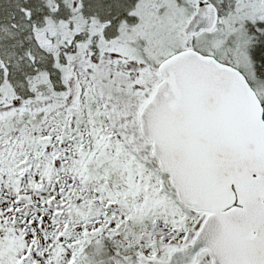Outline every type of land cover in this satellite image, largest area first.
<instances>
[{
	"label": "snow or ice",
	"instance_id": "6c2138e0",
	"mask_svg": "<svg viewBox=\"0 0 264 264\" xmlns=\"http://www.w3.org/2000/svg\"><path fill=\"white\" fill-rule=\"evenodd\" d=\"M0 264H264V0H0Z\"/></svg>",
	"mask_w": 264,
	"mask_h": 264
}]
</instances>
